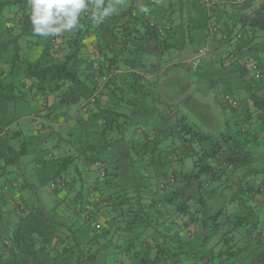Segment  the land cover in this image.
Listing matches in <instances>:
<instances>
[{"label":"trees","instance_id":"obj_1","mask_svg":"<svg viewBox=\"0 0 264 264\" xmlns=\"http://www.w3.org/2000/svg\"><path fill=\"white\" fill-rule=\"evenodd\" d=\"M177 1L184 6L121 0L99 25L89 11L77 29L41 37L30 0H0V264H264V0H190L199 16L186 27ZM199 42L196 53L209 59L190 68L225 84L240 80L241 101L231 90L221 97L235 132L211 136L174 113L169 159L181 167L159 174L160 194L146 195L139 181L117 183L122 164L108 167L101 151L123 141L146 102H163L155 79L183 65L175 54ZM31 99L41 108L30 131L3 120L5 104ZM29 149L53 168L49 188L60 192L53 216L25 203L23 193L36 189L20 172ZM184 154L193 157L188 170Z\"/></svg>","mask_w":264,"mask_h":264},{"label":"rangeland","instance_id":"obj_2","mask_svg":"<svg viewBox=\"0 0 264 264\" xmlns=\"http://www.w3.org/2000/svg\"><path fill=\"white\" fill-rule=\"evenodd\" d=\"M195 1L197 3L201 2V0ZM181 3L182 1L174 3V9L177 11L181 6L182 20L184 21V27H186L187 20L197 18L199 12L194 11L190 0H183L184 6ZM165 5H167L166 2ZM176 19V21L173 19L172 26L174 27L180 22L181 17H176ZM208 35L210 37L216 35V33L214 31L213 34L209 33ZM204 46L199 42L194 52L187 50L185 47V50L175 54L173 62L182 59L185 65L167 67L155 79V90L163 102L151 104L147 100L148 102L144 106L131 114L127 128L122 135L123 141L111 146L109 152L101 151L100 157L106 161V164L109 165L114 160L120 161L119 164H122V167L116 170L120 174L116 180L117 183H123L124 181V184L129 186L133 185L132 182L139 181L145 186L142 188L143 193L146 195H150L152 192H155L157 196L160 194V191L157 190L158 180L160 179L159 174L181 167L180 163L172 162L169 159L171 149H174L177 145L176 138L169 133V127L176 122L174 113H176V116L184 117L187 123L195 125L211 136H218L224 132H235L237 121L231 115V109L221 104V97L225 91L231 90L232 95L238 101H241L244 93L240 89V80L234 78L232 84H225L224 80L219 77H215L213 74L209 75L206 69L195 70L190 68L191 61L198 57L197 50ZM210 46L213 47L214 45L211 44ZM187 48L190 49V46ZM201 58L202 61L207 62V54L201 56ZM216 69L219 70V66L216 65ZM40 108L41 103L38 99L15 104L8 103L5 104L3 109V120L10 124L12 128L20 127L22 131H30L32 117L40 113ZM136 126H140L148 135L149 140L147 142L142 143L140 141L135 133ZM35 139V137L32 138L30 142ZM72 144L78 147L74 142ZM184 157L186 158L182 169L188 170L192 168L193 157L186 154H184ZM151 158H153L155 164L151 163ZM37 160H40V157L36 156L32 149H29L22 158L23 167L20 172L25 175V178L28 176L27 182L36 186L35 192L26 190L23 193L24 200L30 209L35 207L37 212L39 209H43L53 216L55 214L54 198L56 194L59 196L60 192L58 193L57 190L53 191L49 188L53 168L47 166L45 161L42 164L44 160L42 158L38 165H35ZM127 162H131L133 165L128 175L127 171L130 165L126 164ZM125 168L127 169L126 174L124 173ZM130 175L135 177L129 179ZM4 181L5 177H0V185H3ZM258 210L259 220H261L260 229L264 236V208L260 207ZM38 217L39 220H43L42 215ZM38 223L45 230V225L42 222Z\"/></svg>","mask_w":264,"mask_h":264},{"label":"clouds","instance_id":"obj_3","mask_svg":"<svg viewBox=\"0 0 264 264\" xmlns=\"http://www.w3.org/2000/svg\"><path fill=\"white\" fill-rule=\"evenodd\" d=\"M33 31L41 37H56L80 27V18L91 12V20L99 25L113 15L121 0H30ZM147 12L148 9H142Z\"/></svg>","mask_w":264,"mask_h":264},{"label":"built area","instance_id":"obj_4","mask_svg":"<svg viewBox=\"0 0 264 264\" xmlns=\"http://www.w3.org/2000/svg\"><path fill=\"white\" fill-rule=\"evenodd\" d=\"M204 54V50H200V52H199V54H198V57H197V59H196V61L193 63V67H196L197 65H198V62H199V57L201 56V55H203ZM250 66H251V69L253 70V73H254V75L255 76H259V70L257 69V67L255 66V64L254 63H250ZM225 100H227V102L229 103V104H232V105H235L236 104V101H235V99L233 98V97H231V96H229V95H225Z\"/></svg>","mask_w":264,"mask_h":264},{"label":"crops","instance_id":"obj_5","mask_svg":"<svg viewBox=\"0 0 264 264\" xmlns=\"http://www.w3.org/2000/svg\"><path fill=\"white\" fill-rule=\"evenodd\" d=\"M249 1V0H248ZM67 124H69V123H67Z\"/></svg>","mask_w":264,"mask_h":264}]
</instances>
